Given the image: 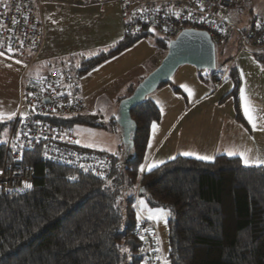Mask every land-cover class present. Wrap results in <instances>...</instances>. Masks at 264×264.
Listing matches in <instances>:
<instances>
[{"label": "trees", "instance_id": "trees-1", "mask_svg": "<svg viewBox=\"0 0 264 264\" xmlns=\"http://www.w3.org/2000/svg\"><path fill=\"white\" fill-rule=\"evenodd\" d=\"M147 36L124 33L109 50L83 59L78 77ZM167 42L155 40L163 51ZM227 78L241 123L237 70L229 68ZM130 118L136 127L133 146L110 155L112 168L104 180L30 159L32 190L0 196V264H146L143 241L135 237L139 198L169 212L168 264H264V167H246L234 157L203 162L179 156L142 172L160 112L146 98L130 110ZM114 120L112 131L119 132ZM10 124L0 121V133ZM57 124L99 127L96 117L84 114Z\"/></svg>", "mask_w": 264, "mask_h": 264}, {"label": "built area", "instance_id": "built-area-1", "mask_svg": "<svg viewBox=\"0 0 264 264\" xmlns=\"http://www.w3.org/2000/svg\"><path fill=\"white\" fill-rule=\"evenodd\" d=\"M42 1L0 0V53L23 66L16 116L0 133V196L23 195L32 190L34 173L30 159L33 157L100 180L108 178L112 168L109 155L80 148L72 127L57 124L85 110L78 87L79 65L67 63L30 73L45 42ZM80 1L88 5L100 2ZM235 3L236 0L189 3L120 0L126 33L145 34L152 28L165 41H172L181 31L193 29L206 32L215 47L231 35L238 52L259 51L264 47V17L249 31H242L229 21ZM229 68L215 69L213 74L204 76L212 90L220 87ZM135 237L143 241L146 264H164L158 257L152 223L138 219Z\"/></svg>", "mask_w": 264, "mask_h": 264}, {"label": "crops", "instance_id": "crops-1", "mask_svg": "<svg viewBox=\"0 0 264 264\" xmlns=\"http://www.w3.org/2000/svg\"><path fill=\"white\" fill-rule=\"evenodd\" d=\"M144 1L189 3L193 0ZM73 2L76 1L74 0ZM252 2L253 0H241V3H239V0H236L234 8H236L237 4H244V6H249L250 8V3ZM51 3L55 5V8H53L54 11L63 10L62 12H65L64 9L68 7L67 6L66 8L62 9L63 6H58L57 4L63 3L57 2V0L49 1V4ZM255 4H257V6L259 7V12L262 13L255 19H242V21H240V26L238 27L242 31H249V29H251L252 26L256 22H258V20L264 17V0H256ZM75 5V7L70 6L71 8H67L66 11H70L72 13L84 12L98 14L99 19L104 22V26L108 29L114 30V32L106 30L105 34L101 38L102 46H100L103 51L113 47L118 41L122 39L124 30L122 26L120 0H100L99 3L91 5L81 2L80 4L77 3ZM53 9L51 10V12L53 11ZM51 12L48 13L47 25L45 24L43 19L45 27V42L41 50L39 51L38 61L35 65V67H37V71H46L53 67H56L55 65H52L53 62H60L58 60H64L66 58L64 56L49 52V50H51V46L53 45V38L51 36L52 19L56 18L57 13ZM238 13H240V10H235L234 14L237 15ZM230 38V35L227 36L225 42L222 45L223 47L227 46V44L230 42ZM231 42L233 48L237 49V52L226 67L229 66L230 68H235L233 66V61L236 56L242 51L238 52V45L236 42H234L233 38L231 39ZM155 46L156 48L154 50L152 48L149 49L151 51L148 55L134 54L131 52L130 47L125 51L112 56L89 73L81 76L78 80V87L81 88L82 93L85 94V96L83 95L85 107L90 109L92 102L94 103V101H96L95 88H121L119 94L117 95L118 100L120 101L127 98V96H129V94L131 93V88H135V86L143 78H145L158 66V64L164 57L165 54L163 55L159 50L160 48L157 45ZM96 47L98 48L99 45ZM90 49H92V47H83L82 49L78 48L76 49V51L72 52L71 55H68V58L69 56H72V59L75 56L74 62L80 64L83 59L85 60L96 55L94 53H88ZM255 52L259 53V55L262 56V59L260 58L261 60H264V47ZM68 63H70V61H68ZM186 70L187 72H185L184 74L186 78L188 77V82L186 80V82L182 81V87L174 88L173 86H168V83L167 85L160 86L155 92L147 97V99L152 101L158 108L160 112V121L156 123L155 130H153L152 126L150 129L149 139L145 149L144 172L148 171L147 165L149 164H154L156 165V167H158L163 163L179 156L196 159L195 156L188 157L181 155V153L183 152H180L179 150L184 145V142L186 140H190V144L186 143L185 145H188L192 152L198 155L211 156L213 157L212 160H214V158L217 156L234 157L240 160L239 155L229 156L226 153L228 151L240 153L243 152L242 150H244V153H248L246 152V149H244V143L250 141L251 138L255 139V137L253 136L254 129L245 116L241 101L240 90L241 88L244 89L243 74L241 76V81L239 82L240 89L238 92V107L241 117V123H239L236 120L235 116L234 100L230 96V92L232 91L231 82L230 84L222 82L217 90H212L208 82H206L205 80H200V77L197 78L196 75L193 74V70ZM225 77H227V75H225ZM178 86L179 85H177V87ZM174 89H178L179 93L175 92ZM181 93L182 95L184 93V96H186L188 100V103H186V105L181 103V101L177 98L180 97ZM167 98L171 99L172 103L165 101V99ZM247 101L250 103L251 100L247 99ZM262 103L263 102H261L260 100L258 101L257 99L258 106L254 107L253 105H251L255 109L253 115L256 114V112L259 110H261L264 114V107ZM204 111L205 122H202L201 113ZM190 112L191 114L188 115ZM216 114L218 115L217 118ZM117 116L118 115L116 112L115 117L113 118L116 119ZM210 116L212 117L208 121H206ZM260 126H264V120L262 121ZM113 132L117 133V135L120 136V131L117 132L114 130ZM173 134H175V138L169 139ZM149 142H151V146H149ZM83 148L95 151L93 149H89L88 147ZM198 149H200V151H196ZM96 152L104 153L100 150H97ZM107 155L110 156L112 154L108 153ZM240 162L242 161L240 160Z\"/></svg>", "mask_w": 264, "mask_h": 264}, {"label": "rangeland", "instance_id": "rangeland-1", "mask_svg": "<svg viewBox=\"0 0 264 264\" xmlns=\"http://www.w3.org/2000/svg\"><path fill=\"white\" fill-rule=\"evenodd\" d=\"M74 0H57V2H61L63 4H57L58 6H63L62 9L75 7V4H80L81 1L73 2ZM256 0H253L249 6L236 5V8H233L230 12V20L234 23V25L238 28L240 26V21L242 19H255L262 12H259L257 4H255ZM244 2V1H243ZM241 3V0H239ZM253 5V7H252ZM54 4H49V1L41 2V12L44 19L45 24H48V13L54 7ZM71 6V7H70ZM66 8V9H67ZM53 11L56 13V18L52 19L51 24V36L53 38V45L51 46V50L53 54L61 55L66 57L64 60H58L60 62H53L52 65L60 66L65 65L70 61L72 65H78L79 63L74 62V57L71 59L72 52L76 51V49L83 47H92L88 53H99L102 49L101 38L105 34L106 30L114 32L113 29H108L104 26V22L99 19L98 14L93 13H72L70 11ZM235 10H240V13L237 15L234 14ZM251 10V11H250ZM51 12V13H52ZM87 14V15H83ZM123 26V20H122ZM239 29V28H238ZM124 30V29H123ZM124 33H126L124 31ZM230 42L227 46L223 47L217 46L215 47V60H216V69H222L226 66L221 65L224 63L231 62V59L237 52V49L233 48L231 39L233 38L235 42V38L230 35ZM156 38H162L157 32L150 31L149 36L137 42L133 47H131V52L139 55H148L152 48L153 50L156 48L155 40ZM170 42V41H168ZM167 42V44H168ZM108 43V42H107ZM99 47L97 48L96 46ZM101 45V46H100ZM110 49V48H109ZM108 49V50H109ZM164 55L166 51L159 49ZM167 50V49H166ZM257 52L253 50L246 49L239 53L233 61V66L238 72L239 82L241 81V76H244V90L245 96L247 99H250V104L254 107H257V99L260 100L264 107V60H261L256 56ZM241 67V68H240ZM42 69V68H41ZM193 70V74L196 77H200V80H204L205 74L208 75L211 72L207 71H196L188 66L180 67L177 72L172 77L168 86H173L174 88L182 87L184 82H188L185 72L187 70ZM37 72V67L33 68L30 72L31 74H35ZM23 73V66L11 60L4 55H0V120L9 121V116L15 117L18 109L19 103V82ZM186 80V81H185ZM226 84H230V80L225 77L224 81ZM177 85H179L177 87ZM136 87V86H135ZM96 89V101L92 102L90 109L86 108L82 114L90 115L96 117L97 125L99 127H89L83 125H75L72 127L73 134L76 137L77 141H79V146L88 147L89 149H93L95 151H103L104 154L111 153L112 155L119 156L122 152V142L120 136L117 133L112 131V127L115 126L113 123V117L118 110V105L120 101L118 100V94L121 88H95ZM131 88V91H133ZM240 89V88H239ZM217 90V89H216ZM80 95L84 100L85 94L82 93L81 88H79ZM131 94V93H130ZM129 94V95H130ZM84 95V96H83ZM128 97V96H127ZM181 103H188L186 96L184 93L180 94V97H177ZM165 101L172 103V100L167 98ZM264 109V108H263ZM199 110V109H197ZM193 112V111H192ZM15 115H12V114ZM24 112H22L23 114ZM191 112L188 114L190 115ZM211 115V114H210ZM216 114V118H217ZM256 117V129H254L253 136L255 139L251 138L250 141L244 143V149H246V153L249 157L252 158H264V126H260L262 121L264 120V114L261 110L257 111L254 114ZM212 116L207 118L208 121ZM11 118V119H12ZM202 122H205V111L201 113ZM115 121V120H114ZM226 124V123H225ZM117 131V130H116ZM118 132V131H117ZM119 136V138H118ZM175 138V134H173L169 139ZM186 143L190 144V140H186L184 145L179 150L180 152H192V150L185 145ZM91 145V146H86ZM200 151V149L196 150ZM244 152V150H242ZM189 157V156H188ZM204 162V161H203ZM209 162V161H207ZM242 164V162H241ZM243 165V164H242ZM244 166V165H243ZM263 166L264 165H260ZM249 167V166H246ZM259 167V166H252ZM137 218L144 219L147 222H151L154 225L156 231V239H157V251L158 257L164 264L167 263V252H168V228L167 222L169 218V212L167 210V214L163 215L159 213L157 210L161 208H153L148 205V203L143 198H139L137 203ZM164 209V208H163ZM151 217V218H149Z\"/></svg>", "mask_w": 264, "mask_h": 264}, {"label": "water", "instance_id": "water-1", "mask_svg": "<svg viewBox=\"0 0 264 264\" xmlns=\"http://www.w3.org/2000/svg\"><path fill=\"white\" fill-rule=\"evenodd\" d=\"M183 66H190L196 71L213 72L216 68L215 46L206 32L188 29L183 30L172 41L158 64L133 89L131 94L122 99L118 105L115 123L120 129L122 145L128 152L136 127L130 118V110L140 105L160 86L170 83L176 71Z\"/></svg>", "mask_w": 264, "mask_h": 264}, {"label": "snow or ice", "instance_id": "snow-or-ice-1", "mask_svg": "<svg viewBox=\"0 0 264 264\" xmlns=\"http://www.w3.org/2000/svg\"><path fill=\"white\" fill-rule=\"evenodd\" d=\"M148 30L149 31H154V29H152V28H149ZM0 55H2V53H0ZM240 92H241V101H242V106H243V109H244L245 116L248 119L249 123L252 125V128L256 129V127H257V125H256V117L253 115L255 109L247 101V98L245 96V90L243 88H241ZM12 115H15V114L13 113ZM11 118H12V116L8 117V119H11ZM152 128H153V130L156 129L155 122H153ZM77 143H79V141H77ZM86 146H91V145H86ZM149 146H151V142H149ZM226 154L229 155V156L239 155L240 160L242 161V163L245 166L264 165V158H252V157H249L244 152L236 153V152H233V151H228ZM181 155H184V156H195L196 159L204 160V161H211L213 159V157H211V156H201V155H198V154L193 153V152H183V153H181ZM154 167H156V165L149 164V165H147V170L151 171ZM140 170L143 172L145 170V165L142 164L140 166ZM70 179H75V178L74 177H70ZM25 187H31V185L25 184ZM157 211L159 213L163 214V215L167 214V210L163 209V208L158 209ZM149 218H151V217H149ZM122 251H127V249H122Z\"/></svg>", "mask_w": 264, "mask_h": 264}, {"label": "clouds", "instance_id": "clouds-1", "mask_svg": "<svg viewBox=\"0 0 264 264\" xmlns=\"http://www.w3.org/2000/svg\"><path fill=\"white\" fill-rule=\"evenodd\" d=\"M216 69V68H215Z\"/></svg>", "mask_w": 264, "mask_h": 264}]
</instances>
